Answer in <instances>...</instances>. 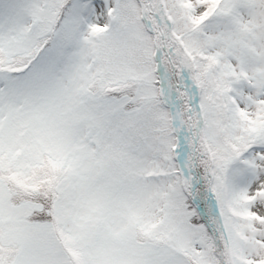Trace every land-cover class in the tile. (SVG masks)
<instances>
[{
  "label": "snow or ice",
  "instance_id": "6c2138e0",
  "mask_svg": "<svg viewBox=\"0 0 264 264\" xmlns=\"http://www.w3.org/2000/svg\"><path fill=\"white\" fill-rule=\"evenodd\" d=\"M0 264H264V0H0Z\"/></svg>",
  "mask_w": 264,
  "mask_h": 264
}]
</instances>
